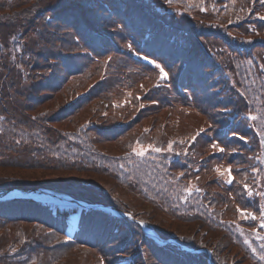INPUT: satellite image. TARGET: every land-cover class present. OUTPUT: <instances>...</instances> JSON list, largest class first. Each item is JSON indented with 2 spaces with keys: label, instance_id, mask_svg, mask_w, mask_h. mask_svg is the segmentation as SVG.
Here are the masks:
<instances>
[{
  "label": "trees",
  "instance_id": "obj_1",
  "mask_svg": "<svg viewBox=\"0 0 264 264\" xmlns=\"http://www.w3.org/2000/svg\"><path fill=\"white\" fill-rule=\"evenodd\" d=\"M261 17V0H0V189L132 216L83 208L71 237L52 204L0 200V264H264Z\"/></svg>",
  "mask_w": 264,
  "mask_h": 264
},
{
  "label": "water",
  "instance_id": "obj_2",
  "mask_svg": "<svg viewBox=\"0 0 264 264\" xmlns=\"http://www.w3.org/2000/svg\"><path fill=\"white\" fill-rule=\"evenodd\" d=\"M42 193L44 196L42 198L37 193ZM12 197H32L38 200H45L46 198L54 199L55 201H64L71 207H102L105 209H110L114 212L121 213L115 207L111 205L104 204H91L83 200H79L67 193L56 192L47 188H34V189H21V188H10V189H0V199H7ZM45 198V199H44ZM129 217L131 215L128 214ZM143 226L148 230L149 234L153 235L156 239L161 240V238L151 229L147 228L144 223ZM174 241V240H172Z\"/></svg>",
  "mask_w": 264,
  "mask_h": 264
},
{
  "label": "rangeland",
  "instance_id": "obj_3",
  "mask_svg": "<svg viewBox=\"0 0 264 264\" xmlns=\"http://www.w3.org/2000/svg\"><path fill=\"white\" fill-rule=\"evenodd\" d=\"M162 36L159 35L157 39H161ZM164 44H165V46L167 45V43H163L162 42L161 45H163V46H160V47H164ZM259 53H260V55L264 54V52H259ZM67 64L70 65L69 68H74L75 69V67L78 66V65H81V64L84 65V62L79 60V59H69V60H67ZM209 97H210V100H211L212 96L209 95ZM263 100L264 99H262L261 101H263ZM45 200H47V203H50V204L53 205L54 210H60V211H63L64 213L68 214L69 218H68V221L66 220V225H65L66 226V233H67L68 236H71V237L74 236L75 233L78 231V229L80 227V222H81L80 219H81V212H82L81 208L79 209L77 207H71V206H69L68 203H66L64 201L57 202L54 199H50V198H46ZM147 207H149V205ZM73 215H76V216L73 217ZM147 228H149V227H147ZM149 229H151V228H149ZM151 230H153V229H151ZM145 231L147 232L148 230L145 229ZM149 235L153 237V235H151V234H149ZM153 238H155V237H153ZM156 240L158 242H160L161 244H166L165 242H162V241H160L158 239H156ZM201 250L206 251L209 254V257H210L209 259H211V255H212V252H213V250L211 248H204V249H201ZM113 264H129V259H122L119 262H115Z\"/></svg>",
  "mask_w": 264,
  "mask_h": 264
},
{
  "label": "snow or ice",
  "instance_id": "obj_4",
  "mask_svg": "<svg viewBox=\"0 0 264 264\" xmlns=\"http://www.w3.org/2000/svg\"><path fill=\"white\" fill-rule=\"evenodd\" d=\"M261 2L262 3H264V0H261ZM262 19H264V17H261ZM158 68H160V72H161V74L162 75H167V73H165L164 72V69L163 68H161L160 67V65H156ZM253 119H255V117H253ZM241 139H243V137H241ZM169 147H171V145H169ZM213 147L215 148V147H218L217 145H213ZM156 151H159V149H155ZM134 151H136V154L137 155H143L144 154V150L143 149H139V150H137V149H134ZM221 151H223V149H221ZM217 171L219 172L220 171V169H217ZM229 171V175H230V170H228ZM231 182V181H230ZM253 219H255V217H253ZM262 226H264V225H262Z\"/></svg>",
  "mask_w": 264,
  "mask_h": 264
},
{
  "label": "bare ground",
  "instance_id": "obj_5",
  "mask_svg": "<svg viewBox=\"0 0 264 264\" xmlns=\"http://www.w3.org/2000/svg\"><path fill=\"white\" fill-rule=\"evenodd\" d=\"M40 197L44 196L42 193H37ZM72 210V209H71ZM76 215H73V217H75Z\"/></svg>",
  "mask_w": 264,
  "mask_h": 264
}]
</instances>
